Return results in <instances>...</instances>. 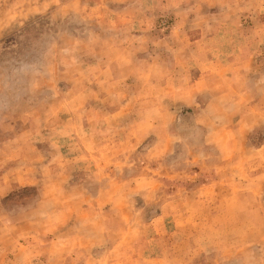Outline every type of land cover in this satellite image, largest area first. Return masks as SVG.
I'll return each mask as SVG.
<instances>
[{
	"label": "rangeland",
	"instance_id": "374dc122",
	"mask_svg": "<svg viewBox=\"0 0 264 264\" xmlns=\"http://www.w3.org/2000/svg\"><path fill=\"white\" fill-rule=\"evenodd\" d=\"M0 264H264V0H0Z\"/></svg>",
	"mask_w": 264,
	"mask_h": 264
}]
</instances>
